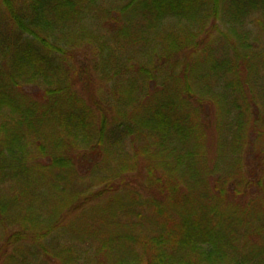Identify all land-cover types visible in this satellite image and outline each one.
<instances>
[{
	"label": "trees",
	"instance_id": "obj_1",
	"mask_svg": "<svg viewBox=\"0 0 264 264\" xmlns=\"http://www.w3.org/2000/svg\"><path fill=\"white\" fill-rule=\"evenodd\" d=\"M262 73L264 0H0V264H264Z\"/></svg>",
	"mask_w": 264,
	"mask_h": 264
},
{
	"label": "rangeland",
	"instance_id": "obj_2",
	"mask_svg": "<svg viewBox=\"0 0 264 264\" xmlns=\"http://www.w3.org/2000/svg\"><path fill=\"white\" fill-rule=\"evenodd\" d=\"M264 75L263 73L261 74V77H260V80H259V83H260V86L261 87H264ZM208 109V112L207 114L209 115V117H207V121L208 123L210 124V126H208L206 128L207 132H208V135H207V139L206 141H204V149L206 150V152L208 153V156L207 158H210V161L211 160H215L217 158V145H218V139H217V131H216V126H215V114H216V107L213 106V108L209 107L207 108ZM205 124V123H203ZM245 159H247V161H249L250 159V162H252V158H253V151H252V146H247L246 147V150H245ZM249 171V169H248Z\"/></svg>",
	"mask_w": 264,
	"mask_h": 264
}]
</instances>
